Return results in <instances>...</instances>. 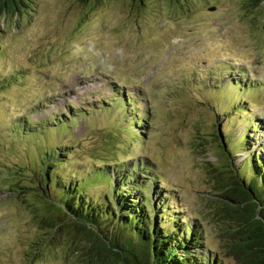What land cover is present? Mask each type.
Here are the masks:
<instances>
[{
  "label": "rangeland",
  "instance_id": "1",
  "mask_svg": "<svg viewBox=\"0 0 264 264\" xmlns=\"http://www.w3.org/2000/svg\"><path fill=\"white\" fill-rule=\"evenodd\" d=\"M0 29V264H87L112 232L75 226L60 197L76 184L102 210L119 189L161 200L162 232L192 226L202 259L233 264L216 171L264 166V6L31 0Z\"/></svg>",
  "mask_w": 264,
  "mask_h": 264
},
{
  "label": "trees",
  "instance_id": "2",
  "mask_svg": "<svg viewBox=\"0 0 264 264\" xmlns=\"http://www.w3.org/2000/svg\"><path fill=\"white\" fill-rule=\"evenodd\" d=\"M30 2L31 0H0V20L9 15H17L20 9L29 7ZM263 6L264 0H251V7ZM139 122L144 120L140 119ZM255 160L258 162L260 157L256 156ZM263 167L259 164L252 170L254 177L250 182L246 181L240 173L241 170L234 164L216 171L219 177L215 190L220 193L222 203L217 213L224 223V234L221 230L224 240L222 252L233 264H264V173L259 174ZM48 177L49 173L46 174L47 183ZM152 180L156 181V178L152 177ZM258 180L261 181V186L257 185ZM80 186L83 188L85 185L76 184L69 190L63 189L64 198L60 197L63 199L61 204L64 210L74 216L75 226L79 230H86L90 239L93 234L91 227H101L103 220L109 219L112 232L107 237L100 234L99 244L88 247L87 264H223L222 258L218 256L201 258L198 253L200 233L199 230L195 233L192 226L189 227L190 233L187 229L182 230L183 237L176 236L175 232H162L163 222L157 219L161 217L158 210L165 209L161 200L150 212L148 197L143 198L145 194L141 193L133 197L132 201H128L129 195L119 189V209L113 207L111 210H102L95 208V204L90 206V203H87ZM133 186L138 189L141 187L138 184ZM178 219L180 220L179 217H174L175 221ZM47 224L59 231L63 228L54 220H48ZM114 226L118 234L114 233ZM196 226L198 229L197 224ZM124 231L129 234L123 233ZM176 231L180 232V229ZM71 236L75 241L76 235ZM75 252L79 253L80 249Z\"/></svg>",
  "mask_w": 264,
  "mask_h": 264
}]
</instances>
